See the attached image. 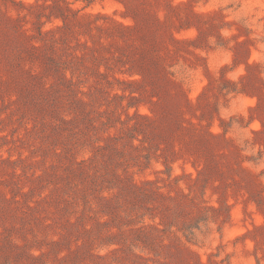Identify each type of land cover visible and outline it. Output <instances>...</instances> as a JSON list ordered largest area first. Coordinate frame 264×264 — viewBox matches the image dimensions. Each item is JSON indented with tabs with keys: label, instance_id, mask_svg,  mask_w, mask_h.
Returning a JSON list of instances; mask_svg holds the SVG:
<instances>
[{
	"label": "rangeland",
	"instance_id": "1",
	"mask_svg": "<svg viewBox=\"0 0 264 264\" xmlns=\"http://www.w3.org/2000/svg\"><path fill=\"white\" fill-rule=\"evenodd\" d=\"M0 264H264V0H0Z\"/></svg>",
	"mask_w": 264,
	"mask_h": 264
},
{
	"label": "trees",
	"instance_id": "2",
	"mask_svg": "<svg viewBox=\"0 0 264 264\" xmlns=\"http://www.w3.org/2000/svg\"><path fill=\"white\" fill-rule=\"evenodd\" d=\"M90 2V1H89Z\"/></svg>",
	"mask_w": 264,
	"mask_h": 264
}]
</instances>
